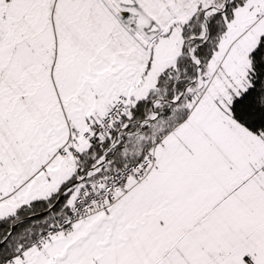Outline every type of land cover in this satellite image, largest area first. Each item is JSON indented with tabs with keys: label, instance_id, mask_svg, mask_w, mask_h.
I'll return each mask as SVG.
<instances>
[{
	"label": "snow or ice",
	"instance_id": "snow-or-ice-1",
	"mask_svg": "<svg viewBox=\"0 0 264 264\" xmlns=\"http://www.w3.org/2000/svg\"><path fill=\"white\" fill-rule=\"evenodd\" d=\"M0 264H264V0H0Z\"/></svg>",
	"mask_w": 264,
	"mask_h": 264
}]
</instances>
